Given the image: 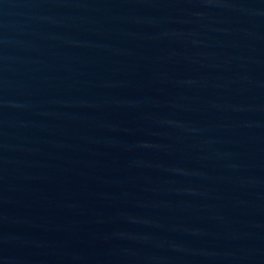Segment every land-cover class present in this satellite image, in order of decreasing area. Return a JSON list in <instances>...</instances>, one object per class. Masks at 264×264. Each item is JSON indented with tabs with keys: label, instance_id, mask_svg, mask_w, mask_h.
<instances>
[{
	"label": "water",
	"instance_id": "95a60500",
	"mask_svg": "<svg viewBox=\"0 0 264 264\" xmlns=\"http://www.w3.org/2000/svg\"><path fill=\"white\" fill-rule=\"evenodd\" d=\"M264 193V0H0V232Z\"/></svg>",
	"mask_w": 264,
	"mask_h": 264
}]
</instances>
